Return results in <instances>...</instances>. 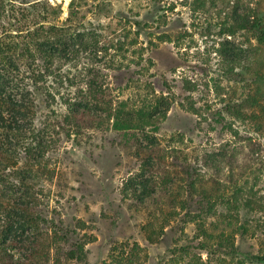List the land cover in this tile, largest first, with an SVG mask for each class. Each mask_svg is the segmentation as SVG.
<instances>
[{"label":"rangeland","instance_id":"1","mask_svg":"<svg viewBox=\"0 0 264 264\" xmlns=\"http://www.w3.org/2000/svg\"><path fill=\"white\" fill-rule=\"evenodd\" d=\"M51 1L62 8L60 20L65 21L73 0ZM75 4L84 24L101 27L96 30L99 46L110 48V65L100 71L111 107L148 108L160 119L158 114L167 112L157 137L172 153L153 172L145 164L148 153L136 156L132 136L115 142L117 133L101 131L113 124L107 113L101 114L102 128L87 123L74 131L69 127L74 121L65 125L66 105L42 104L35 119L36 128L48 127L38 151L42 159L35 153L21 165L34 170V212L41 223L39 231L26 235L40 236L38 259L42 264H103L116 244L130 242L143 250L140 264H264V100L261 107L245 106L257 101L264 87L258 75L264 72V0ZM241 19L250 22L248 29L237 25ZM256 22L261 27L251 30ZM234 48L247 56L244 62L229 59ZM79 64L86 71L91 66L84 59ZM189 104L199 113L188 110ZM209 109L223 113L234 131L223 130ZM237 110L245 116L237 118ZM137 139L147 144L141 135ZM175 149L190 156L189 168L174 158ZM152 187L160 196L169 188L177 218L169 217V209L162 217L154 206L140 204L143 191ZM204 191L230 203L219 200L206 215ZM157 219L155 228L165 222V231L151 243L144 228ZM219 242L233 254L225 256ZM80 245L84 259H71ZM5 254L25 255L1 237L0 256Z\"/></svg>","mask_w":264,"mask_h":264},{"label":"trees","instance_id":"2","mask_svg":"<svg viewBox=\"0 0 264 264\" xmlns=\"http://www.w3.org/2000/svg\"><path fill=\"white\" fill-rule=\"evenodd\" d=\"M62 13V8L51 0H0V238L25 253L19 258H9L6 254L0 256V264H42L38 259L41 255L40 236L26 235L29 230L39 231L41 223L39 216L34 212L36 198L34 187L31 185L34 170H31L28 163L21 168L22 161L25 159L28 162V158L35 153L42 159L38 151L45 144V138L42 136L48 127L38 129L35 126V119L42 104L51 107V104L60 101L62 103L59 104L66 105L65 125L74 121L75 126L68 125L72 126L74 131H79L81 125L87 123L102 128L105 118L101 114L107 113L113 124L110 123L101 131H110L115 135L117 133L115 142L132 136L131 138L135 139L136 156L148 153L145 164L153 172L161 168L167 155L172 153L168 152L171 151L169 146L162 147L157 137L167 112L158 114L163 116L160 119L156 115H150L148 108L128 109V104L111 107L104 87V76L101 75L102 70L100 71L110 65V48L99 46L102 41L99 40L101 36L96 30L101 27L90 22L84 24L83 17H79L80 10L75 0L71 3L68 18L63 22L60 20ZM241 21L236 22L241 29L250 27L247 19ZM260 27L261 24L256 22L250 29ZM230 34L232 30L228 31V35ZM252 51L247 50L250 53L249 58L254 53ZM227 56L232 63L244 62L247 59L240 49L235 48L232 49V55ZM81 59L91 62L87 71L86 68L83 70L79 67ZM250 60L252 61L251 58ZM259 73V81H264V72ZM259 89L262 91L259 99L246 103L245 106L249 109L263 105L261 100H264V87ZM82 103L84 108L81 107ZM188 110L199 113L194 104H189ZM53 111L54 108L49 110L50 113ZM210 111L213 112L215 121L222 124L223 130L234 131L225 121L223 113L207 110L208 113ZM235 114L237 118L245 116L242 110H237ZM137 135H141L147 144H144L143 140H136ZM178 139L180 141V136ZM174 154L177 161L190 167V156L177 149ZM40 163L38 160V164ZM194 184L192 183V189ZM168 190L169 188L160 196L161 192H156L155 188H150V191L146 189L140 204L146 207L154 206L162 217V212L165 213V210L169 209V217L175 219L179 214L173 209L175 201L167 197ZM202 196L203 200L208 202L206 215L213 211L219 200L230 203L229 199L218 193L204 191ZM185 205L183 206L186 209ZM185 217H190V214L187 213ZM159 221L157 219L144 228L151 243L164 234L165 222H161L158 228L154 226ZM161 221H166V218ZM242 230L247 233L245 227ZM226 241L231 243V238H226ZM199 247L205 249L206 244ZM234 247L232 243L231 248ZM223 248L222 242H219V249H222L225 256L233 254L231 250L223 251ZM142 252L137 243H118L112 248L109 260L103 264H140L143 260ZM70 257L82 261L85 257L83 245L71 252Z\"/></svg>","mask_w":264,"mask_h":264}]
</instances>
